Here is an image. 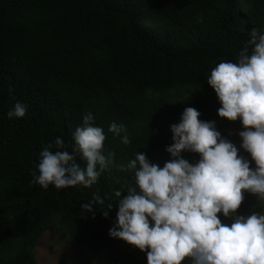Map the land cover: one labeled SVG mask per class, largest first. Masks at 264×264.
Segmentation results:
<instances>
[{
    "label": "trees",
    "instance_id": "obj_1",
    "mask_svg": "<svg viewBox=\"0 0 264 264\" xmlns=\"http://www.w3.org/2000/svg\"><path fill=\"white\" fill-rule=\"evenodd\" d=\"M252 26H264V0H0V264H39L36 245L47 230L67 231L77 250L112 264H147L146 251L109 235L118 205L103 214L131 173L113 167L91 187L45 189L31 183L40 151L57 136L71 151L87 111L104 127L117 164L138 151L156 162L187 106L229 137L230 120L220 117L206 76L235 60ZM17 101L28 111L9 118ZM114 119L127 125L130 144L107 132ZM95 192L104 204L93 217L81 204Z\"/></svg>",
    "mask_w": 264,
    "mask_h": 264
},
{
    "label": "clouds",
    "instance_id": "obj_2",
    "mask_svg": "<svg viewBox=\"0 0 264 264\" xmlns=\"http://www.w3.org/2000/svg\"><path fill=\"white\" fill-rule=\"evenodd\" d=\"M247 35L235 60H221L206 76L220 101V117L242 125L238 133L230 130L239 143L225 136L215 119H201L199 109L187 106L170 125L174 142L166 146L171 159L163 166L141 151L117 164L105 145L104 127L87 111L72 132L71 151L61 136L40 151L39 174L31 183L45 189L91 187L118 167L131 173V182L115 189L118 199L105 208L107 217L118 205L109 235L146 251L147 264H264V26L250 27ZM27 111L28 105L17 101L7 116L22 118ZM107 132L131 143L123 121L112 120ZM185 152L199 158L190 161ZM248 194L256 203L241 213ZM102 204L95 192L81 208L94 217Z\"/></svg>",
    "mask_w": 264,
    "mask_h": 264
},
{
    "label": "rangeland",
    "instance_id": "obj_3",
    "mask_svg": "<svg viewBox=\"0 0 264 264\" xmlns=\"http://www.w3.org/2000/svg\"><path fill=\"white\" fill-rule=\"evenodd\" d=\"M242 127L239 121L230 120V130H234L238 133V130ZM230 139L239 143L240 137L232 135L230 133ZM193 154L192 152H185L184 155ZM198 154V153H196ZM171 159V154L166 151L165 153L156 157V163L161 166L165 161ZM191 161V160H190ZM194 162V161H193ZM256 197L253 194H248L246 200L242 202V206L238 209L239 212H247L249 204H255ZM221 215V213H218ZM222 219L224 217L221 215ZM36 253L39 259V264H59V260L62 258H70L76 261L78 264H88L83 262V257L86 255L91 258H95L90 249L85 248L82 252L77 250L69 241L67 231H62L59 234H53L50 230L45 231L37 242ZM105 260V261H104ZM102 258H95L94 263L89 264H112L109 260Z\"/></svg>",
    "mask_w": 264,
    "mask_h": 264
}]
</instances>
